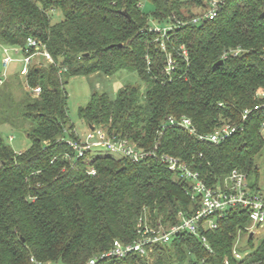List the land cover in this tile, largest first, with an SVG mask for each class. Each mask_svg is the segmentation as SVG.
I'll return each instance as SVG.
<instances>
[{"label":"trees","instance_id":"16d2710c","mask_svg":"<svg viewBox=\"0 0 264 264\" xmlns=\"http://www.w3.org/2000/svg\"><path fill=\"white\" fill-rule=\"evenodd\" d=\"M208 1L150 0L153 18L172 23L162 40L148 27L140 0H0V46L24 48L28 38L36 39L57 64L39 59L29 67L28 90L15 116L0 106V128L22 129L16 126L20 120L30 141L27 150L14 153L0 136V264H85L96 257V264H236L231 251L238 231L249 225L242 210L230 211L215 230L200 232L211 252L199 237L184 234L154 247L151 262L138 256L100 259L115 240L132 243L140 219L151 227L175 224L179 213L190 216L198 204L187 184L157 159L132 163L87 154L69 163L64 155L72 151L60 140L74 131L65 90L69 79L128 70L145 84L144 92L138 85L122 88L114 99L93 92L78 108L81 121L139 149L159 143L158 153L186 162L211 187L233 170L257 176L264 106L246 119L242 114L264 105L258 96L264 93V2L222 0L213 20L192 24L189 9ZM55 12L62 14L58 23L51 21ZM176 20L183 26L173 27ZM236 48L238 56L215 66ZM169 57L175 67L168 74ZM9 78L23 79L19 71ZM36 88L40 94L33 97ZM168 117L190 119L198 135L223 125L236 131L216 145L167 125ZM259 252L257 258L264 256V243Z\"/></svg>","mask_w":264,"mask_h":264},{"label":"built area","instance_id":"2783aa9c","mask_svg":"<svg viewBox=\"0 0 264 264\" xmlns=\"http://www.w3.org/2000/svg\"><path fill=\"white\" fill-rule=\"evenodd\" d=\"M264 2V0H262ZM222 0H210L203 8V12L199 16H195L190 21L192 24H200L205 21L213 20L222 7ZM183 21L176 20L173 27L183 26ZM169 28L160 29L152 28L160 34V37L167 39ZM2 48V71L0 72V85L8 78L9 67L13 63L21 64L19 75L25 78L29 67L35 62L39 64L41 59L47 65L55 64L53 58L48 53L45 45L39 40L28 38L24 48L17 46H0ZM161 49H165V44H161ZM183 58L187 57L186 50L180 48ZM241 53L240 48L224 53L221 60L228 56L236 57ZM175 67V62L168 58L166 72L169 74ZM65 70H59V73ZM40 94V88L32 91L33 97ZM258 96L264 99V93L259 92ZM264 105L255 106L253 109L243 112V119L254 110L262 108ZM166 124L171 127L184 129L189 135L196 137L199 141H206L212 144H220L227 140L235 133L236 128L230 125H223L216 128L212 133L207 135H198L192 121L186 117L176 119L168 117ZM164 128V125L162 126ZM262 133L264 134V125H262ZM161 135V133H159ZM12 140V138L10 139ZM61 141L72 151L65 154L64 159L69 163L75 162L83 158L87 154H94L96 151H104L105 153L126 159L132 163H140L151 159H157L171 171L178 181L187 184V194L190 199L198 204L197 210L190 216H184L179 213L178 222L175 224L156 225L151 227L146 220L140 219L137 228V238L129 244H124L115 240L111 249L102 254L100 259L116 258L122 259L128 256H138L139 258L149 259L150 253L154 247L160 245H168L178 236L188 234L199 237L204 248L211 252L209 244L200 232L213 231L218 226V220L222 219L226 214L233 210L245 211L248 215L249 225L240 229L237 233L236 241L231 251V255L236 264H264V256L260 258L256 255L260 254L259 248L261 244L251 251L250 255H242L237 249V242L242 233L246 234L248 241L251 240L264 230V188L249 183V178L244 172L233 170L226 176L221 184L216 187L209 186L201 177L199 172L193 171L189 165L181 159L166 153H158L157 143L153 149H139L132 141L126 138H115L108 132L99 127L93 126V130L88 127L87 133L80 139L73 131V137L65 132V137L60 138ZM89 176H94V169H90ZM99 258H92L85 264H96ZM225 264H229L225 260Z\"/></svg>","mask_w":264,"mask_h":264},{"label":"rangeland","instance_id":"374dc122","mask_svg":"<svg viewBox=\"0 0 264 264\" xmlns=\"http://www.w3.org/2000/svg\"><path fill=\"white\" fill-rule=\"evenodd\" d=\"M182 3H187L189 0H180ZM141 12L147 17V24L149 28L157 27L160 29L169 28L172 23L168 20L158 22L153 18L154 7L150 0H140L139 3ZM190 12L195 16H199L203 12V8L191 7ZM183 14L186 15L187 10H182ZM62 20V14L55 12L52 16V23H58ZM2 60V48H0V72L2 71L1 66ZM21 65L13 63L9 67L8 76L10 77L13 73H17ZM10 79V78H9ZM7 80V79H6ZM20 80L12 78L10 81H5L0 85V106L3 104V108L7 113L12 116L16 115L18 103L23 99L24 94L28 88L25 86L24 78ZM20 82V84H19ZM5 85V86H4ZM128 85H138L141 91L144 92L146 89L138 75L135 72L123 70L119 71L112 76H104L101 74H94L88 77H72L69 79L65 90L68 96V116L70 124L73 126L76 135L82 139L88 131V125L81 121L77 116L78 108L84 107L90 100L93 92L106 93L111 99H114L117 93ZM5 97V98H4ZM8 98V101L6 100ZM2 118V116H0ZM11 118V117H10ZM16 126L22 129L8 128V125L0 128V136L3 142L14 152L22 153L30 146V141L25 134L26 125H22L20 120ZM12 138V140H10ZM104 151H96L95 156L106 155ZM254 162L258 166L257 176L252 174L249 177V183L264 188V148L258 156L254 159ZM264 239V230H260L259 233L252 239V244L249 243L246 234L242 233L239 241L237 242V249L242 255H250L251 251L256 249ZM152 253H150L149 261H152ZM184 264H187L185 262Z\"/></svg>","mask_w":264,"mask_h":264},{"label":"water","instance_id":"95a60500","mask_svg":"<svg viewBox=\"0 0 264 264\" xmlns=\"http://www.w3.org/2000/svg\"><path fill=\"white\" fill-rule=\"evenodd\" d=\"M120 13H121L123 16L129 18V16L127 15V13H126L125 11H121ZM222 65H223V61H222V60L218 61V62L215 64L216 67H217V66H222ZM88 127H89L90 130H93V126H88Z\"/></svg>","mask_w":264,"mask_h":264},{"label":"crops","instance_id":"0c3cea01","mask_svg":"<svg viewBox=\"0 0 264 264\" xmlns=\"http://www.w3.org/2000/svg\"><path fill=\"white\" fill-rule=\"evenodd\" d=\"M8 73H9V71H8Z\"/></svg>","mask_w":264,"mask_h":264}]
</instances>
